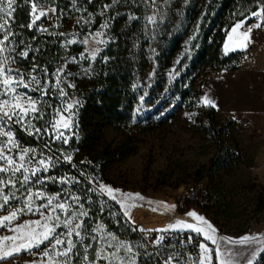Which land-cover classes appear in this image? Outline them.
I'll return each mask as SVG.
<instances>
[{
  "label": "trees",
  "instance_id": "trees-1",
  "mask_svg": "<svg viewBox=\"0 0 264 264\" xmlns=\"http://www.w3.org/2000/svg\"><path fill=\"white\" fill-rule=\"evenodd\" d=\"M32 3H36L37 8L55 10L53 26L44 30L27 27L32 21ZM108 3L111 0H92L91 3L88 0H30L29 3L17 0L19 6L14 5L16 10L8 25L13 33L10 42L14 47L19 45L17 52L29 51L27 60H18L19 67L32 72L33 65H38L37 78L41 83L52 79L67 53L64 30L69 26L75 30L79 26L92 30L102 25L105 16L101 11ZM263 4L264 0H156L153 5L149 0V3L138 2L129 7L121 0L113 5L107 16H116L117 12L120 15L115 20L109 19L110 42L93 63L84 60L80 64L84 69L79 68L70 78L75 85L72 91L80 101L75 115L80 138L72 137L70 142L92 143L100 139L105 126L130 129L133 124L142 127L151 123L165 124L191 96L195 79L202 71L236 69L243 53L223 50L225 34L233 24L247 19ZM130 13L138 19L129 22ZM153 14L156 22L149 23L147 17ZM84 16L88 18H82ZM86 32L79 33V37ZM71 51L80 52L81 48L71 45ZM45 70L47 77L42 75ZM63 87L69 89L65 83ZM167 107L170 109L165 111ZM205 108L203 130L213 139L215 152L208 164L196 173L194 185L204 179L213 182L215 175L234 159L232 145L228 142L232 121H218L216 112L209 106ZM126 140L121 148L102 150L98 159L102 177L113 161L129 155L132 140ZM90 196L96 211L92 224H104L110 232L130 238L120 227V216L109 218L107 212L99 211L103 197L93 191ZM185 205L208 215L207 209L195 201H187ZM260 205L259 209L264 208V201H260ZM255 264H264V253L258 255Z\"/></svg>",
  "mask_w": 264,
  "mask_h": 264
},
{
  "label": "rangeland",
  "instance_id": "rangeland-1",
  "mask_svg": "<svg viewBox=\"0 0 264 264\" xmlns=\"http://www.w3.org/2000/svg\"><path fill=\"white\" fill-rule=\"evenodd\" d=\"M53 10L51 7H38L37 14L44 12L47 15L41 16L35 26L40 30H44L47 26H53L56 19ZM82 18L88 17L84 16ZM2 22L0 21V23ZM77 29H71V26H69L64 30L67 35V42L65 43L67 53H65L57 69H60L63 65L65 66L64 73H71V75H66L65 84L71 83L70 78H72L75 71L79 68L84 69V67L80 66L84 60H88L90 63L95 61L85 58L89 55L90 48L99 47L101 49L100 52H102L111 38L109 29L101 28V25L92 30H85L84 26H79ZM83 31L87 32L80 38L79 33ZM97 32L103 33L98 39L107 41V43L84 45L80 42L85 38L91 41L92 34ZM0 39H2V35H0ZM5 44L10 49L14 48L10 41H6ZM71 45L80 46L81 51L70 52ZM15 48V52H4L0 55L12 58L15 62L11 63L10 66L26 73L25 79H28L33 74L26 68L19 67L18 60L21 57L17 56L18 49L17 47ZM82 53L84 54L83 56L81 55ZM73 57L77 58L75 62L72 60ZM196 80L197 78L193 84L191 96L184 101L181 109L163 125L151 123L147 127H142L141 125L133 124L130 129H114L105 126L102 129L100 139L98 138L96 141L87 144H73L69 141L67 145H64L60 141H49L50 150L45 149V154L54 156V158L58 157L62 162L55 169H51L48 175L60 177L68 173L81 180V183L72 187L71 190L73 195L81 196V202L90 213V218L86 220L88 231L86 233L82 232L85 237V244L89 243L90 237H96V241L92 242V248L88 250L89 260L95 259L101 244L105 245L107 252L113 251L112 248H107L105 235L106 233H111L120 241L132 245L134 250L140 253L137 258V264H147L148 261L151 263L150 258L146 255L145 246L140 241V233L155 232L160 234V232L134 231L133 228L137 227L145 230L164 229L176 221L199 223L193 217L187 215L190 212L203 217L216 228L217 237L232 238L234 240L243 236L264 237V208L259 209L261 206L260 201H264V152L254 151V146L250 144L252 143L251 139L256 138L257 144L253 145L264 146V131L260 130L263 128L262 124L259 126L260 131L253 133L252 127L244 130L233 123L229 129L231 138L228 139L233 148V161L215 175L213 182H208L204 179L199 185H194L193 180L196 173L208 164L215 152L213 139L203 130L206 108L199 103ZM63 84H61V87L69 94L64 99L68 103L73 100L79 101L75 97L72 88L68 87L69 89H67L63 87ZM20 91L26 90L20 89ZM33 95L37 94L33 93ZM43 100L42 111L45 112V119L47 120L51 118L48 113L54 111L55 107L61 103V98L53 95L51 98L45 97ZM49 104L53 106L51 109L48 107ZM77 108L78 105L72 109L74 118L73 134L71 136V138L76 137V139L80 138L75 125ZM168 109L170 107H167L165 111ZM37 123L38 126L43 124L42 121ZM15 135L23 148L36 149V154L39 157L44 143L42 140H34L18 129L15 131ZM127 138L132 140L129 147V155L123 160L113 161L102 177V169L100 166L98 167V159L102 150L112 151L121 148ZM64 155L72 157V165L75 167L63 162ZM81 173L83 176H81ZM93 179L95 182L89 184L88 181ZM101 184L117 193L132 194L133 196L139 194V196L143 197L142 200L135 202L134 207L129 209V214L134 224L128 222V218L124 216L119 204L111 200L106 193L99 191ZM61 187L59 184L49 183L46 192L48 195H55ZM63 187H67V185ZM89 187L96 189L93 192L103 197V202L99 201V205H101L100 208L103 206L104 212H107L106 217H121L120 227L124 228L130 238H124L119 234L110 232L104 224L102 230L93 231L98 224H92V218L96 212L95 205L91 199L90 192H87L86 195L83 192ZM191 187H195L193 194H190L189 191ZM4 191L7 194L8 189ZM105 201H107L106 204ZM187 201H195L205 207L208 215L206 216L205 213L201 212L203 213L202 215L199 211L192 209L193 207H187L185 205ZM44 202L46 201H36L37 205ZM5 214H7V211L0 213V215ZM35 219H39V216L28 214L21 216L14 223L19 224ZM60 230L58 229L57 231ZM134 233L136 235H133ZM11 235L12 233L8 230H0V249L11 243V241H4L2 238ZM75 239L76 237L73 236V240ZM43 247L44 245H41V249ZM77 247L80 248L82 261L83 248L80 245H77ZM225 247L239 246L225 245ZM37 252L38 250L36 249L31 252L22 251L9 261L0 262V264H33V261L44 259ZM120 255L124 256V252L121 251ZM73 264H77V260L74 259ZM99 264H106V262L100 261Z\"/></svg>",
  "mask_w": 264,
  "mask_h": 264
},
{
  "label": "snow or ice",
  "instance_id": "snow-or-ice-1",
  "mask_svg": "<svg viewBox=\"0 0 264 264\" xmlns=\"http://www.w3.org/2000/svg\"><path fill=\"white\" fill-rule=\"evenodd\" d=\"M24 2L29 3L30 0H24ZM91 2L92 0H88V3ZM123 2L131 7L138 2L149 3V0H130V2L123 0ZM119 3L121 0H111V3L103 6L101 15L105 16V22L101 28H109V19L115 20L116 16L120 15L117 12L116 16H107L108 10ZM150 3L154 5L156 0H150ZM14 5L19 6L17 0H0V21H3L0 23V35H2L0 54L16 51L15 47L10 49L5 44L6 41H10V36L13 35L8 25L16 10ZM46 15L47 13L44 12L37 14L36 3H32L33 19L27 27L32 28L41 19V16ZM251 15L264 18V6L259 12H253ZM127 19L129 22H133L138 17L130 13ZM147 20L149 23H155L156 16H149ZM243 23V21L237 23L232 28V32H237ZM262 26L264 24L257 23L255 25L256 28ZM250 31L249 28L241 33L244 41L243 47L247 46L246 42L249 40ZM102 35V32H97L92 34L91 41L85 38L80 42L84 45L105 44L107 41L98 39ZM100 51L99 47H92L89 55L85 58L94 61ZM17 56L22 60H27L29 51L21 50ZM76 59L73 57V62ZM101 59L107 60L108 58L102 57ZM14 62L12 58L0 55V213L7 211V214L0 215V230H8L12 233L11 236L2 238L4 241H11V243L0 249V262L9 261L22 251L31 252L36 249L38 250L37 254L44 259L33 261V264H73L74 259L77 260V264H99L100 261H105L106 264H137L140 253L135 251L132 245L120 241L111 233L105 235L107 248H112L113 251L107 252L105 245L101 244L95 259L89 260L88 250L92 248V242L96 241V237H90L89 243L85 244L82 232L88 231L86 220L90 218V213L81 202V196L73 195L71 190L72 187L78 186L81 180L68 173L60 177L48 175L51 169H55L62 162L58 157L54 158V156L45 154V149L50 150L49 141H60L67 145L73 134L74 113L72 109L79 104V101L73 100L68 103L64 98L69 94L61 87L66 75H71V73L65 74V66L62 65L52 74V79L44 80L42 84L41 80L37 78L40 75L37 71L38 65L34 64L31 69L37 75L25 79L26 73L10 66ZM42 75L47 77L49 74L45 70ZM67 87L74 88L75 85L69 83ZM20 89L26 91H20ZM33 93L37 95H33ZM53 95L61 98V103L55 107L54 111L48 113L51 118L46 120V114L42 111L43 98H51ZM204 102L207 106L215 107L213 102L207 98ZM48 107L51 109L53 106L49 104ZM40 121L43 124L38 126L37 122ZM17 129L34 140L44 142L39 157L36 154V149L22 147L15 135ZM63 162L72 165V157L64 155ZM81 176H83L82 173ZM94 182V179L88 181L89 184ZM49 183L59 184L62 187L55 195H48L46 189ZM64 185L67 187H63ZM5 189H8L7 194H5ZM91 191H96V189L89 187L83 190L85 195ZM99 191L106 193L111 200L119 204L124 216L128 218V222L134 224L129 209L143 197L139 194L133 196L132 194L117 193L103 184L99 186ZM38 200L46 202L37 205L36 201ZM106 203L107 201H105ZM103 210L102 206L99 211L103 212ZM28 214L38 215L39 219L19 224L14 223L21 216ZM109 214L111 215V213ZM187 215L199 223L176 221L164 229L145 230L134 227L133 230L187 233V239L184 241L187 244H194L196 243L195 237H201L197 245L199 253L195 261L189 257L192 264H255L256 257L264 253V237L243 236L236 240L217 237L216 229L203 217L194 212ZM58 229L61 230L57 231ZM100 230H102V224L98 223L93 231ZM73 236L76 237L75 240H73ZM164 239V235H158L151 242L159 248L164 245ZM41 245H44L43 249H41ZM77 245L83 248L82 261L81 251ZM225 245L239 247H225ZM167 246L171 247L172 245ZM121 251L124 252V256L120 255ZM177 255V253L169 254L160 264H178Z\"/></svg>",
  "mask_w": 264,
  "mask_h": 264
},
{
  "label": "crops",
  "instance_id": "crops-1",
  "mask_svg": "<svg viewBox=\"0 0 264 264\" xmlns=\"http://www.w3.org/2000/svg\"><path fill=\"white\" fill-rule=\"evenodd\" d=\"M262 6L264 4L254 12H259ZM242 21L243 26L237 32H232V28ZM242 21H237L228 29L223 41V50L226 53H243L236 69L213 71L206 68L197 77V94L201 105L207 106L204 102L205 98L213 102L215 107L211 108L216 112L219 121L230 120L237 124L247 119L250 121V127L253 128L252 132L255 133L264 131V26L255 27L257 23L264 24V18L250 15ZM249 28L251 29L249 40L246 42L247 46L243 47L241 33ZM252 48L257 52H253ZM232 72H235L233 78L230 77ZM261 124L263 128L259 130ZM251 142L254 151L264 152V146L253 145L257 144L256 138L251 139ZM192 209L201 213L197 208Z\"/></svg>",
  "mask_w": 264,
  "mask_h": 264
},
{
  "label": "built area",
  "instance_id": "built-area-1",
  "mask_svg": "<svg viewBox=\"0 0 264 264\" xmlns=\"http://www.w3.org/2000/svg\"><path fill=\"white\" fill-rule=\"evenodd\" d=\"M253 52H257L256 49L252 48ZM230 77H235V72H232L230 74ZM250 121L247 119H244L242 121H239L237 123V126L240 129H249L250 128ZM199 185V184H198ZM197 186V185H196ZM195 187H191L189 189L190 194H193ZM158 235H164V245L157 248L152 244V240L158 236ZM187 233H180V232H165L157 234L155 232L151 233H140L141 242L145 246V250L147 251V256L150 258L151 263L153 264H160V262L166 258L171 253H177V262L178 264H192V261H195V258L197 257L199 253L198 243H199V237H195L196 243L194 244H187L184 241L187 239ZM167 245H172L171 247ZM189 257L192 258V261H189ZM150 262L148 261L147 264ZM150 263V264H151Z\"/></svg>",
  "mask_w": 264,
  "mask_h": 264
}]
</instances>
